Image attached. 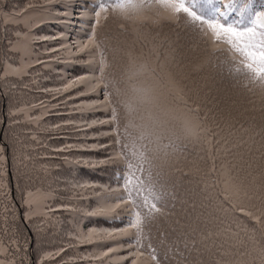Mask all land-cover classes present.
<instances>
[{
	"label": "snow or ice",
	"instance_id": "1",
	"mask_svg": "<svg viewBox=\"0 0 264 264\" xmlns=\"http://www.w3.org/2000/svg\"><path fill=\"white\" fill-rule=\"evenodd\" d=\"M53 2L54 0H46V3ZM37 7V5L28 3L24 9H13L9 14L12 18L7 21L0 19V22L4 23L5 28L8 23L19 27L20 25L16 24V18H19L22 24L25 13H29L30 9ZM80 8L81 11L79 12L70 14L65 9L58 14L72 15L77 20L83 21L91 13L90 33L86 41L78 42V51L92 54L93 59L98 56L97 73L95 76L85 74L76 77L67 83L63 89H44L43 91L60 93L81 84H89L92 80L96 81L95 84L90 86L92 92H95L97 88L104 89V100L101 103L110 109L111 115L109 119L98 123L113 125L111 131L105 134L116 137L113 143L120 144L121 148L115 156L110 154L108 160L102 163L120 162L129 175H125L124 170L117 173L118 179L122 178L119 189L114 190L110 187L106 189L110 194L112 203L107 207L97 208L88 213L90 216L108 217L111 213L120 210L126 214V222L122 228L103 230V236L113 240L117 237H127L129 239L127 245H119L118 247L129 250L128 254L122 259L129 261L130 264H162L158 249L150 240L152 228L157 226L161 218L170 215L166 211V205L163 202L165 194L157 190L158 178L161 177L162 173L159 171L153 173L154 168L162 167V165L154 163L156 157L149 155V152L153 150L149 149L147 144L142 145L143 150L139 151L138 154L136 152L132 153L133 156L137 157L136 163H132L125 151L129 145L126 143L121 144L119 113L115 104H125L129 112L133 111L131 104L124 99L126 93L119 86L123 83L122 77L125 74L123 62L126 58L129 72L135 75L136 72L133 70L136 69L139 72L147 73L157 85L159 92L153 98V102L156 107L160 108L164 116H168V112L164 110L163 106L174 104L186 116L183 125L186 136L197 138L206 144H212L214 141L216 152L219 155L216 159H213L212 167L208 173L209 179L201 181L203 184L201 191L209 193L210 189L219 188V196L222 197L220 210L223 213L243 216L253 224L250 229L246 226L236 225L239 231H235L231 225H227L223 227L222 233L208 227L209 224L215 221H219L223 225L224 221L219 216L215 218V221L210 219L199 221V218H197L198 223L205 225L203 228H193L190 224H182L177 219L175 221L177 227L172 228V232H176L177 228L180 229L175 241L176 254L184 255L179 250L181 243L189 254L202 251L211 252L213 248L220 251L224 249L228 240H225L224 243H217L218 238L222 234H230L236 240L235 243H231L229 246L236 248L238 251L240 248H244L245 251L242 255L250 258L248 264H264V151L259 148L254 149L250 144V141L255 142V136L248 134L250 130L245 129L242 123H230L229 120H224L221 124L212 108L206 109L202 106V103L203 105L212 104L213 108H217L220 103L219 100L205 98L201 103L198 97L196 101L190 102V90L187 89L186 85L176 80L169 71V56L166 55L162 60L156 46L146 38L141 41L139 55L136 54L135 41L121 47L118 41L114 43L112 39L97 40L96 38V29L109 18L120 21L118 26L121 32L128 30L127 23L158 25L161 21L172 22L182 28L186 34H189L192 40L196 42L197 47L202 49L203 61L198 66L201 70L207 67L215 76L231 78L237 83H240V78L243 77V87L249 91L258 88L264 94V0H242V3L241 0H227V2L225 0H87V6L81 4ZM36 26L39 27V24ZM29 31L31 29L26 28L24 33L18 30L13 32L15 40L6 41L8 50L10 52H22L25 58L31 56L34 52L31 47L34 38L27 34ZM57 38H63V34ZM35 39L48 40L50 37L41 36ZM145 48H147V51H145ZM58 50L47 49L46 52ZM109 54L112 56L111 61H109ZM138 60L143 62L139 64L137 69ZM10 61L11 57H8L3 62L4 68L0 71V80H4L9 76L21 78L23 75L28 74L26 68L44 63L38 57L35 59L34 64L24 66L14 65ZM92 62V60L86 61L89 64ZM12 87L14 88L15 85H12ZM43 103V101L40 102L41 105ZM30 107L34 108L36 105ZM87 107H92V105H87ZM201 112H203V116H201ZM20 114H25V120L12 119L10 126L14 127L20 123L35 124L38 120L43 119L42 116L32 117L27 115L24 107L11 111L10 117H16ZM210 120L211 123H209ZM159 125L162 131L174 136L176 140H181V137L176 134L175 125L170 120L159 121ZM54 127L59 128L61 125L58 124ZM240 130L246 135L237 136V132ZM24 135L37 144L42 143L31 129H25ZM255 135H260V133H255ZM144 138L143 135L140 137L141 140ZM157 139H159V136H157ZM149 142L151 143V141ZM22 146L28 147L23 144ZM75 147V145H66L55 151H68ZM163 147L164 149L173 147L176 151H179L175 141L165 144ZM262 147H264V144H262ZM3 152L4 145L0 144V178L6 175L4 169L6 158ZM24 159L27 160L30 157L24 156ZM217 160H219V163H217ZM238 172L246 173L247 177H251V180L247 184L237 183L233 173ZM131 177H135L133 187H130V184H132ZM81 187H84V185H81ZM160 187L162 188L163 185H160ZM5 188L6 185L0 179V196L6 194L3 191ZM145 192H147V195H144ZM46 198L45 194H41L37 198L32 191H28L25 193L23 203L26 207L31 208L34 204ZM207 198L211 199V193ZM244 201H258L260 206L252 203L250 207H246ZM60 207L62 206H58L55 210H59ZM173 207H175V204H173ZM189 207L193 211L196 209L194 202ZM49 210L52 211L53 209ZM189 216H191V213H189ZM31 218V214H26L25 219L30 220ZM241 233L244 234L245 238H241ZM99 235H101V232L93 228L89 230L87 236L74 238L80 243H92L94 242L93 237ZM160 235L163 237L166 232L161 231ZM11 243L16 252H19L20 249L16 246L15 241H11ZM249 244L251 245L250 249ZM65 250L66 248L62 247L55 252L45 253L37 264H43L45 260L55 259ZM116 250L115 247L109 248L101 256H109L110 253ZM169 251L171 252L173 249L169 248ZM0 254L11 255L2 241H0ZM221 254L226 253L222 252ZM99 258L101 257H97V259ZM0 264H16V259L13 257L6 261L0 258Z\"/></svg>",
	"mask_w": 264,
	"mask_h": 264
},
{
	"label": "rangeland",
	"instance_id": "2",
	"mask_svg": "<svg viewBox=\"0 0 264 264\" xmlns=\"http://www.w3.org/2000/svg\"><path fill=\"white\" fill-rule=\"evenodd\" d=\"M28 3L37 5L38 7L29 10L31 11L32 15L24 17L22 24L20 19L16 18V24L20 25L19 27H15L13 24L8 23L7 27L5 28L3 22H1L0 24V59L2 61V70L4 68L3 62L8 57H11L10 62L14 65L24 66L28 64H34L35 59L37 57L40 59V56L38 55L39 48L41 46L50 45L52 37H50L49 35H41L50 37V39L36 40L35 38L41 36H33L34 42L31 44V47L34 52L31 56L27 58L24 57V54L22 52H10L8 50V44L6 41L15 40L13 32L17 30L24 33L26 25L28 27L29 25L34 26L35 21L32 22L31 20L36 16V13L44 15V12H48L49 10L52 11L53 8L57 7L58 4H62L63 6H65V8L68 7L70 9H73V12H70V14L81 11V4H85L87 6V0H54L53 3H46V0H0V19H2V21H7L11 19L12 17L9 14L12 12L13 9H24ZM43 19L46 21L52 20V22L58 21V28L62 33L59 32L56 37H59L61 34H63V38H61V40H64L58 43V51H43L45 53V56H47L49 60H57L59 62V65L63 68H66L67 70L66 75H59L63 72V70L52 71V74L58 73V77L53 79V82L55 84L53 85L52 89H63L67 83L81 75L89 74L95 76L96 74H92L91 71L94 70L95 67H98V56L93 59V55L90 53H80L78 51V42H80V40L75 35V32H81L84 37H88L92 25L91 13L88 14L85 20H78L79 22L77 23L76 21H74L77 20L74 16H64L58 13H54L52 15L47 14L45 17L43 16ZM30 21L32 22V24H29ZM119 23L120 21L109 18L106 22H104L100 27L96 29L97 40H104L105 38L112 39L114 43L118 41L121 47H125L135 41L136 54L139 55L141 41L143 38H146L148 41H150L156 46L157 50L161 55L162 60L166 55L169 56V71L176 80L180 81L183 85H187V89H189L190 91H192L193 87L191 83L185 81V78L189 76L192 79L193 75L195 73H198V71H201V74L207 71L206 75L200 77L202 81L200 83L204 87H207L209 84L213 85L215 90L218 92L219 96H221V98L219 97V104L221 105V108L224 109V112H222L221 117H227L230 122V120L233 119L235 115H243V122H248L247 119H256V126L264 124V106L258 108L255 104L244 105L245 93L241 90L240 86H238V83L235 80H232L231 78H221L218 76H215V79H211L212 71L210 69L205 67L201 70L198 67L203 61V53L202 49L200 47H197L195 41L190 42V46L192 49L191 56L187 58L186 55L184 57L183 55L179 54L180 57H176L175 62V57L173 54L174 51H171V46L172 42L174 44L184 42V40H182L179 36V33L185 34L182 28L168 21H161L158 25L148 23L143 25L127 23L126 27L128 30L126 32H121L118 26ZM68 31H70L71 33L69 34ZM145 51H147V48H145ZM111 59L112 56L111 54H109V61H111ZM179 59L182 63L178 67L176 63H178ZM87 60H92L93 62L89 64L86 63ZM142 62V60L137 61V69L139 64ZM123 63L125 74L122 77L123 83L119 86L126 93L124 99L131 104L133 111L129 112L125 104H115L119 113L118 119L120 122V132L122 134L121 144L126 143L129 145V147L126 149V153H128V158L131 157L135 162L137 161V157L133 156L132 153L136 152L138 154L139 151H142V145L147 144L148 148L153 150L152 152H149V155L156 157V159L154 160L155 164L162 165V167H156L153 169L154 174L157 171L162 173L161 177L158 178L159 184L157 185V190L160 191L159 186L165 184L164 182L167 178V171H169V169L174 163V158L171 157V155H167L170 153L168 150H172L173 147L164 149L163 145L170 144L172 141H175V144L176 146L178 145V147L182 146V144L181 140H176L174 136H171L166 131H162L159 125V121L170 120L175 125L176 134L179 135L181 139L192 140L196 143H199L200 145H202L203 141L197 138L186 136L183 131V125L186 116L183 112L180 111V109L176 105L169 104L163 106L164 110L168 112V116H164L160 108L154 105L153 98L158 95L159 89L147 73L139 72L138 70L134 69L133 71H135L136 74L133 75L132 72H129L127 70L128 65L126 58ZM182 67V71L188 72L187 75L181 72L180 69ZM41 70H48V67L42 65ZM41 70L39 69L38 72L33 71V74L31 75L35 74V76H37L38 78H46V76L42 74ZM12 83L14 82L11 81V76L9 78L7 77L4 80H0V98L2 96L4 97L3 92L6 94L8 89L11 90L13 88L11 86ZM95 83L96 81L92 80L89 82V84H81L77 87H73L68 91L60 92H69L65 100H73L71 101L72 104L67 103L65 105H59L58 103H55L58 109L54 110L53 112L60 114V112L67 113L69 112V110L75 112L86 111L89 113V115L87 117V121L85 122H81L77 119L66 121L68 123L64 122V125L67 129L80 130L79 132L82 133L76 135V138H78L77 141L72 143H69L68 141L66 144L76 146L72 149L74 151V158L67 159L66 154L61 153L63 155L61 157V161L59 163H56V165L65 163L73 165V161H79L78 164L83 166V173H85L86 175H92L94 177L96 176L94 181H100L102 183H91L86 182L85 180L78 179V177L74 178L68 172V169L64 173V175L60 177H53L50 174L51 169L43 168L39 165V168L41 167L40 169L48 170L46 174L49 175V178H54L55 183H53V179L49 180L43 177L42 184L44 186H58L60 189L67 191V193L65 194H70L72 198L71 200L75 203L70 210H72L73 212H77L83 216H90L88 215L89 212L94 211L97 208H104L109 206L112 203V200L110 194L108 193V191H106V189L110 187L111 189L118 190L122 184V178L118 179L116 175L117 173H119L118 171L111 170L113 174L112 181L110 180L111 172L103 171V169L106 168L105 165H108L110 169H115L113 167L114 163L102 162L108 160L110 154L115 156L118 152H116L117 144L113 143L116 137H114L113 135L105 134L111 131L113 125L98 123L99 121L109 119L111 111L109 108H107L104 104L101 103L104 100V89L97 88L95 92H92L90 90V86ZM254 89L257 90L258 88ZM13 93L15 98L12 101H6L9 104V110H6L5 115L7 113L10 115L11 111L20 108V104L23 105V97L25 94L22 91H14ZM256 101H264V94L261 93L260 89H258L257 91ZM38 104L39 102H37L36 100L30 99L28 106L36 105V107L34 108L31 107L33 109L29 114L30 116L35 117L40 115V105ZM87 105H92V107H87ZM44 106L46 105L44 104ZM77 106L81 107L78 108ZM5 115L3 116V118H0V123L2 120V124H5V121L6 123H8V135L10 136V139L12 138L13 141V148L11 149L13 157V152L15 153L17 149H21L20 134L22 131L21 128H19L20 124H17L14 127L10 126L11 120L17 119L16 117H9L7 119ZM23 119H25V117L23 115H19L18 120L23 121ZM63 127L64 126L61 125V127H56V129H63ZM244 128L250 130L248 133L250 135H252L255 131L253 126H247ZM125 129H127V131H125ZM1 131L2 130L0 129V142L2 138ZM142 135L145 137L143 140L140 139ZM239 135L246 134L238 131L237 136ZM157 136H159V139H157ZM149 141H151V143ZM257 141L258 140L256 139V136L254 143L250 141V144L254 149L257 148ZM204 144L205 149H211V151L215 153L213 158L218 157L219 154L216 152L214 141L212 144ZM2 145H4L3 155L6 158L5 147L7 148V142L3 143L2 140ZM93 146L96 147L94 148ZM254 146H256V148ZM38 156H40V153H38ZM11 159L12 158H9L7 160L6 158V162L4 164L6 175L2 177V180L6 185V188L3 191L6 194L0 197L3 198L5 201H8L9 199L12 201V197L14 196L15 191L13 188H10V186H24L27 188V185H25V183L32 184L35 182V179L32 182L28 176V180L24 176H22V179H20L19 171L14 170L16 171H13L15 176V185L10 184L11 181L9 182L8 180V175L10 173L8 174L6 163L10 162ZM117 163L122 164L120 162ZM105 175H107L108 177H106ZM40 178L38 179V181L40 180ZM236 182L240 183V181L237 179ZM81 185H84V187H81ZM28 189L29 188H27V190ZM21 190L23 195H25L27 190H24L23 188ZM144 195H147V192H145ZM125 215L126 214L123 211L118 210L116 213H111L108 217L92 216L95 219L99 220L97 224L98 228L96 229L101 232V235L93 237L94 242L92 243H80L77 239L74 238L87 236L88 231L84 233H73L68 231L67 234L72 235L73 244L75 245H88L97 242H108V249L114 247L117 248V250L110 253L109 256H101V254H84L76 256L72 260L76 261L78 264H120L126 261L122 258L128 254L129 250L126 248L121 249L118 246L127 245L129 243V239L127 237H117V239L113 240L104 237L102 234L103 230H115L122 228L119 226H124L126 222ZM184 223L187 222L183 221L182 224ZM160 224L161 220L159 221L157 226L152 228L150 240L155 247L156 244L160 242L161 245L158 249V254L160 256L162 264H198L200 262V257L198 256L189 257L184 255L181 257V259H179L174 252V248L172 247L171 243V238L169 236H163V238L159 239L161 237ZM51 229H54V227H51ZM145 243H147V241H145ZM69 244H67L66 246H69ZM169 248H172L173 251L170 252ZM59 249L60 248L52 252H55ZM69 254L71 255L70 252ZM97 257L101 258L97 259ZM0 258L5 259L6 261L12 259L11 255L7 254H0ZM189 258L191 259L190 262L187 261Z\"/></svg>",
	"mask_w": 264,
	"mask_h": 264
},
{
	"label": "trees",
	"instance_id": "3",
	"mask_svg": "<svg viewBox=\"0 0 264 264\" xmlns=\"http://www.w3.org/2000/svg\"><path fill=\"white\" fill-rule=\"evenodd\" d=\"M225 2H227V0H225ZM65 9L69 13L73 12V9L68 7L65 8L62 4H58L52 11L49 10L48 12H44V15L36 13V16L31 20L32 22L35 21L34 26H25L24 31H26V28L31 29V31L28 32V35H31L32 37L49 35L52 37L51 43L48 46H41L39 48V52L37 51L39 53L38 55L40 56V60L44 61V63L35 64L34 67L26 68L28 74L23 75L21 78L11 76V81L14 82L11 86L15 85V87L11 90L8 89L6 94L3 92L4 97L2 96L0 98V118H3L7 109L9 110V104L7 102L12 101L15 98L13 93L14 91H22L25 94L23 97V105L20 104V108H26L27 115H29L33 109L28 106L30 99H33L39 102L38 105H40V115L35 117H43V119L38 120L35 124L20 123L19 128H21L22 131L20 134L22 142L20 147L21 149H17L15 153L13 152V157L11 152V149L13 148V141L8 135V123L5 121V124H2L3 120L0 123V129L2 130L0 144H2V140L3 143L7 142V148L5 147L6 158L7 160L12 158L10 162L6 163L8 174L10 173L8 175V180L9 182L11 181L10 184L15 183L14 172L16 171L14 170H17L20 173V179H22V176H24L27 180L29 177L32 182L35 179V182L32 184L25 183L27 188H29V191H32L37 198H39L41 194H45L47 197L44 200H40L39 203L34 204L31 208L26 207L23 203L25 195H23L21 189L23 188L24 190H27L24 186H10V188H13L15 191L12 201L10 199L5 201L0 197V241H2L8 248L9 253H11V258L15 257L16 264H37L38 260L42 257V253L45 254L52 252L62 247L66 248V250L62 252L61 255L57 256L55 259L45 260L43 261V264H78L76 261L72 260L74 257L84 254L100 255L108 249L109 245L108 242H97L88 245L73 244L72 235L67 234L68 231L73 233L89 232L90 229L98 228L97 224L99 220L92 216H83L70 210L75 203L71 200L72 198L70 194H65L67 191L60 189L58 186H44L42 184L43 177L49 180L53 179V183L54 178H49V175L46 174L48 170L40 169L41 167L51 169L50 174L53 177H60L64 175L68 169V172L74 178L78 177V179L91 183H102L100 181H94L96 176L94 177L83 173V166L77 162L73 161V165L68 163L56 165V163L61 161V157L63 156L61 153H65L67 159H71L74 158V151L68 150L61 152L55 150L64 147L68 141L69 143L77 141L78 138H76V135L82 133L79 132L80 130L67 129L64 122L71 121L72 119L85 122L87 121V117L89 115L86 111L75 112L69 110L67 113L60 112V114L53 112L58 109L55 103H58L59 105H65L67 103L72 104L71 101L73 100H65L69 92L55 93L52 91H43L44 89H52L55 84L53 79L58 77V73L52 74V71L63 70V72L59 75H66L67 73L66 68L61 67L57 60H49L43 52L47 49H57L59 47L58 43L64 41L61 40V38L56 37L60 32V29L58 28V21H46L43 19V16L45 17L47 14L52 15L54 13H60ZM29 15H32L31 11H29V13H25L24 17ZM31 21L29 24H32ZM74 21H76V23L79 22L78 20ZM37 24H39V27L36 26ZM68 33L70 34L71 32L68 31ZM81 34V32H75V35L80 42H84L87 39V36L84 37V35ZM179 36L182 40H184V42L177 44L172 42L171 46L173 49H171V51H174L173 54L175 62L176 57H180L179 54L184 57L186 55L187 58L191 56L192 49L190 42H194L189 34L179 33ZM181 63L182 62L179 59L176 64L179 67ZM42 65L47 66L48 70H41ZM1 66L2 61L0 59V71H2ZM183 67L180 70L183 74L187 75L188 72L182 71ZM39 69L42 74L46 76V78H38L35 74L31 75L33 74V71L38 72ZM91 73L96 74L97 67H95ZM206 73L207 71L202 74L201 71H198V73H195L194 75L192 74V79L189 76L185 78V81L191 83L193 87L192 91H190V102L196 101L198 97L201 103L205 98L208 100H213L214 98L219 100V97L221 98L213 85L209 84L207 87L201 85L200 82L202 81L200 77L206 75ZM211 79H215L213 72ZM240 79L241 82L238 83V86H240L241 90L245 93L244 105L255 104L258 108L264 106V101H256L258 89L249 91L247 88L243 87V77ZM25 85H27V87H25ZM41 101L44 102L42 105L40 104ZM44 104L46 106H44ZM202 106L206 109L212 108V110L216 113L217 120L221 124H223L224 120H229L227 117H221L224 109L221 108L220 104L217 108H213L212 104L203 105L202 103ZM20 115H23L26 118L25 114ZM201 116H203V112H201ZM5 117L8 119L10 115L7 113ZM18 117L19 115L16 116L17 119ZM243 118V115H235L234 118L230 120V123L239 122L242 123L244 127L253 126L255 131L252 135L256 136V139L258 140L257 148L261 149V151L264 150V147H262V144H264V124L256 126V119H247L248 122H243ZM209 123H211V120ZM58 124L63 125V129H56V127H54ZM25 129H31V131L37 136L38 140L42 143L37 144L36 142L28 139L27 136L24 135ZM240 132L243 131L240 130ZM255 133H260V135H255ZM181 141L182 146L179 147V151H176L174 148H172V150H168L170 153L167 155H171V157L174 158V163L169 171H167V178L164 182L165 184H163L162 188L159 186V192L165 194L163 202L166 205V211L170 213L167 217L161 218L160 229L166 232L165 236H169L171 238L174 252L176 247L175 241L180 232L179 228H177L176 232H172V228L177 227L175 224L176 219H179L181 223L186 221L193 228H203L205 225L203 223H198L197 218H199V221H204L206 219L215 221V218L219 216L221 220L224 221V224L221 225L219 221H215L214 223L209 224L208 227L214 231H221L222 233L223 227H226L227 225H231L235 231H239V229L236 228V225H240L241 227L246 226L249 229L252 228L253 224L248 221L247 218L238 214L223 213L220 210L222 197L219 196V188L209 190V193H211V199L207 198L209 193L201 191L203 187L201 181L209 179L208 173L212 166L213 159L217 158H213L215 153L212 152L211 149H205V144L203 142L202 145H200L192 140L181 139ZM22 144L27 145L28 147H23ZM254 147L256 148V146ZM120 148L121 145L117 144L116 152H119ZM38 153H40V156H38ZM24 156H28L30 159L25 160ZM128 159L132 163H136L131 157ZM217 163H219V160H217ZM39 165L41 166L40 168ZM105 167L106 168L103 169V171L111 172V181L113 179L111 170H116L118 172L124 170L125 175H129L128 171L124 169L123 164H118L117 162L114 163L113 167L115 169H110L108 165H105ZM233 175L237 180L245 184L251 180V177H247L244 172L233 173ZM105 176L108 177L107 175ZM39 178L40 180L38 181ZM131 179L132 184H130V187H133L135 177H131ZM193 202L196 205L195 211L189 207V205ZM252 203L260 206L258 201H244V206L250 207ZM173 204H175V207H173ZM45 205H47V207H45ZM58 206L62 207H60L59 210H55ZM49 209L53 210L50 211ZM189 213H191V216H189ZM201 213H203V215H201ZM26 214H31L32 218L30 220L25 219ZM51 227H54V229H51ZM119 227H123V225ZM161 238L163 237L161 236L159 239ZM241 238H245L243 233H241ZM225 240H228V243L225 244L224 249L220 251L213 248L211 252L202 251L200 253L192 252L189 254L183 248L182 243L179 246V250L183 252L185 256L200 257V262L198 264H248L250 258L242 255L245 251L244 248H240L238 251L236 248H231L229 246L231 243H235L236 238L231 237L230 234H222L218 238L217 243H224ZM11 241H15L16 246L20 249L19 252H16V249ZM67 244H69V246H66ZM160 245V242H158V244H156V248L159 249ZM248 247L250 249L251 245L249 244ZM222 252L226 254H221ZM176 256L179 259L182 257L177 254ZM190 260L191 259L189 258L187 261L190 262ZM120 264H130V262L124 261Z\"/></svg>",
	"mask_w": 264,
	"mask_h": 264
}]
</instances>
